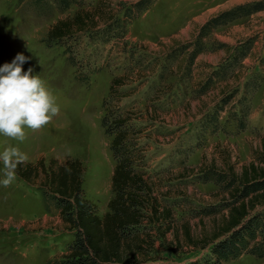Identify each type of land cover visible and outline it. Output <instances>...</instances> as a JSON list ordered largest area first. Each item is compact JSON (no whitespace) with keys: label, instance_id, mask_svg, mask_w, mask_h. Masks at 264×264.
<instances>
[{"label":"rangeland","instance_id":"374dc122","mask_svg":"<svg viewBox=\"0 0 264 264\" xmlns=\"http://www.w3.org/2000/svg\"><path fill=\"white\" fill-rule=\"evenodd\" d=\"M137 1L75 0L60 9L54 3L45 8L31 0H0V66L18 53L30 57L23 69H34L59 107L42 128L25 126L22 142L0 134V153L17 147L27 162L42 157L46 165L50 158L79 160L84 196L102 217L116 163L110 150L113 135L106 129L116 114L129 113L126 125L137 130L133 137L143 155L135 164L153 181L161 203L172 209L174 227L187 222L199 235L225 210L221 202L230 200L222 185L203 180L199 165L225 170L230 163L237 172L260 150L264 9L213 28L201 41L196 31L221 11L255 1L264 5V0H151L145 9L135 7ZM101 3L119 19L111 31L101 22L93 33L77 31L59 41L47 40L57 20ZM117 76L124 79L118 99L109 95ZM248 80L257 86L247 88ZM223 94L232 96L220 108ZM243 97L245 102H237ZM243 106L248 107L246 125L239 129L232 113L241 116ZM42 190L17 175L9 187L0 184V264H49L68 251L75 229ZM209 205L215 206L213 213L203 215ZM172 240L171 231L164 245L156 238L151 260L142 264H188L209 251V246L194 249L185 242L170 247L166 242ZM224 264H264V256L243 253Z\"/></svg>","mask_w":264,"mask_h":264},{"label":"trees","instance_id":"16d2710c","mask_svg":"<svg viewBox=\"0 0 264 264\" xmlns=\"http://www.w3.org/2000/svg\"><path fill=\"white\" fill-rule=\"evenodd\" d=\"M150 1L138 0L134 5L145 9ZM31 2L45 8L54 3L60 9H65L75 0ZM105 8L103 3L93 8H78L71 18L59 19L52 24L46 33L47 40L59 41L77 31L93 33L99 30L101 22H104V29L111 31L112 23L119 19ZM261 9H264L263 3L255 1L221 11L200 24L196 39L201 41L213 28ZM126 16L128 17L127 14ZM123 80L121 76L111 79L110 97L120 98L118 89L123 85ZM257 84V81L250 83L248 80L245 86L254 89ZM231 96L223 94L220 97V108L230 101ZM244 99L245 97L238 99L237 102H245ZM241 112V116H237L238 113L233 110L232 119L237 122L239 129H244L248 107L243 106ZM128 116L129 113L123 115L119 112L112 117L110 129H106V133L113 135L110 150L116 163L110 177L111 197L107 202L108 210L102 217L97 215L95 205L84 196L79 160L69 159L60 163L50 158L46 165L43 158L39 157L35 162L18 166L16 175L28 183H38L43 189L44 199H52L62 220L71 229H75L68 251L49 264H142L151 260L149 254L155 239L159 238L163 244L166 233L170 231L173 233V240L166 242L170 243V247L181 246L182 242L193 245L194 249L209 246L208 253L188 264H224L243 253L256 258L263 257L264 136L261 138L260 150L237 172L230 163L223 167L225 170L214 167L204 169L199 165L203 180H212L215 184L222 185L223 191L228 190L230 200L221 202L220 207L225 210L219 218L212 219L210 229H205L204 221L199 218L198 225L205 230L198 235L193 234L187 222L182 223L179 228L174 227L172 209L161 203L153 181L135 164L143 155L133 137L137 130L126 125L130 118ZM107 118L108 115L102 118V125L107 122ZM209 206L202 209L203 215L213 213L215 206ZM145 226H149L148 230L144 229Z\"/></svg>","mask_w":264,"mask_h":264},{"label":"clouds","instance_id":"9594fccd","mask_svg":"<svg viewBox=\"0 0 264 264\" xmlns=\"http://www.w3.org/2000/svg\"><path fill=\"white\" fill-rule=\"evenodd\" d=\"M29 59L18 53L10 63L0 66V134L21 142L25 138V126L38 130L59 112L40 76L33 75L32 67L23 69ZM27 160L17 147H7L0 153L4 176L0 184L9 187L16 179L18 166Z\"/></svg>","mask_w":264,"mask_h":264},{"label":"bare ground","instance_id":"6f19581e","mask_svg":"<svg viewBox=\"0 0 264 264\" xmlns=\"http://www.w3.org/2000/svg\"><path fill=\"white\" fill-rule=\"evenodd\" d=\"M104 175V174H103Z\"/></svg>","mask_w":264,"mask_h":264}]
</instances>
